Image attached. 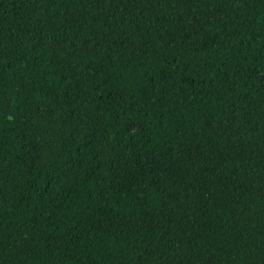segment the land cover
<instances>
[{
	"label": "trees",
	"instance_id": "trees-1",
	"mask_svg": "<svg viewBox=\"0 0 264 264\" xmlns=\"http://www.w3.org/2000/svg\"><path fill=\"white\" fill-rule=\"evenodd\" d=\"M0 264H264V0H0Z\"/></svg>",
	"mask_w": 264,
	"mask_h": 264
}]
</instances>
